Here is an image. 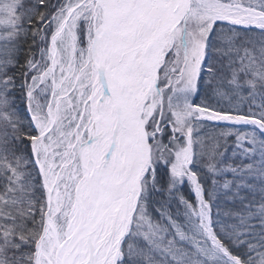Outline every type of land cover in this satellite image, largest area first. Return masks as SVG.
Here are the masks:
<instances>
[{
    "label": "snow or ice",
    "instance_id": "6c2138e0",
    "mask_svg": "<svg viewBox=\"0 0 264 264\" xmlns=\"http://www.w3.org/2000/svg\"><path fill=\"white\" fill-rule=\"evenodd\" d=\"M0 264H264V0H0Z\"/></svg>",
    "mask_w": 264,
    "mask_h": 264
},
{
    "label": "trees",
    "instance_id": "16d2710c",
    "mask_svg": "<svg viewBox=\"0 0 264 264\" xmlns=\"http://www.w3.org/2000/svg\"><path fill=\"white\" fill-rule=\"evenodd\" d=\"M19 102V101H18ZM227 155V157H229V163H231L232 162V159H234V158H232L231 157V148L229 149V151H228V153L226 154ZM237 163H238V161H237ZM184 191H185V194L187 195V194H189L188 193V188H187V186L185 187V189H184Z\"/></svg>",
    "mask_w": 264,
    "mask_h": 264
},
{
    "label": "rangeland",
    "instance_id": "374dc122",
    "mask_svg": "<svg viewBox=\"0 0 264 264\" xmlns=\"http://www.w3.org/2000/svg\"><path fill=\"white\" fill-rule=\"evenodd\" d=\"M209 130H211V129H209ZM216 130L219 131V129H216ZM230 148H231V142H230ZM228 178H231V173L228 174Z\"/></svg>",
    "mask_w": 264,
    "mask_h": 264
}]
</instances>
